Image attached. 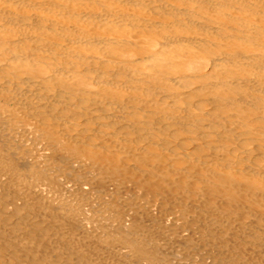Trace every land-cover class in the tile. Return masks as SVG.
Listing matches in <instances>:
<instances>
[{
  "label": "bare ground",
  "instance_id": "bare-ground-1",
  "mask_svg": "<svg viewBox=\"0 0 264 264\" xmlns=\"http://www.w3.org/2000/svg\"><path fill=\"white\" fill-rule=\"evenodd\" d=\"M0 264H264V0H0Z\"/></svg>",
  "mask_w": 264,
  "mask_h": 264
}]
</instances>
